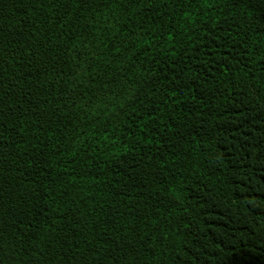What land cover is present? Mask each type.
<instances>
[{
    "label": "trees",
    "instance_id": "1",
    "mask_svg": "<svg viewBox=\"0 0 264 264\" xmlns=\"http://www.w3.org/2000/svg\"><path fill=\"white\" fill-rule=\"evenodd\" d=\"M0 264H264V0H0Z\"/></svg>",
    "mask_w": 264,
    "mask_h": 264
}]
</instances>
